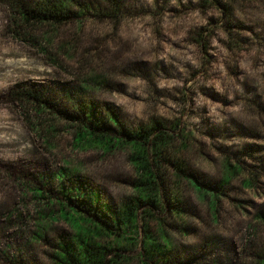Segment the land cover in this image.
Wrapping results in <instances>:
<instances>
[{"label": "rangeland", "instance_id": "obj_1", "mask_svg": "<svg viewBox=\"0 0 264 264\" xmlns=\"http://www.w3.org/2000/svg\"><path fill=\"white\" fill-rule=\"evenodd\" d=\"M122 2L116 18L91 12L63 27H34L31 38L14 33L12 13L0 2V264H50L58 235L73 231L62 219L41 230L45 201L22 180L44 175L53 184L49 177L67 169L117 202L134 194L127 149L78 142L63 118L51 120L15 102L10 92L20 86L52 91L50 100L62 91L81 92L114 107L134 129L152 119L164 122L176 136L171 160L218 195L214 209L210 198L181 182L183 219L169 210L156 213L175 249L169 264H258L264 247V0ZM60 108L68 109L65 101ZM228 170L232 177L221 185ZM143 225L140 219L138 246L120 253V264H142ZM150 227L159 228L157 222ZM40 231L46 239L36 236Z\"/></svg>", "mask_w": 264, "mask_h": 264}, {"label": "trees", "instance_id": "obj_2", "mask_svg": "<svg viewBox=\"0 0 264 264\" xmlns=\"http://www.w3.org/2000/svg\"><path fill=\"white\" fill-rule=\"evenodd\" d=\"M12 13V26L18 36L32 37L34 27H63L79 16L91 12L107 18H116L122 9V0H0ZM61 98L52 91L24 86L13 89L10 97L23 106H31L38 114L52 115L51 120L63 118L75 129L78 142H90L107 151L127 149L135 170L131 182L133 196L117 202L104 190L93 185L77 171L62 170L42 181L22 180L33 197L45 201V208L38 219L45 232L49 222L62 219L71 225L72 233L59 234L53 246L50 264H120L125 258L120 254L138 246L140 219L143 220L144 238L142 264H169L175 252L173 243L165 235L163 223L157 212L167 210L179 219L187 213V201L180 194V183L186 182L204 198H210L214 209L218 195L205 189L199 178L177 161H172L173 142L176 136L165 123L152 119L136 129L123 123L119 112L108 104L100 106L93 100L84 99L79 92L62 91ZM65 93V94H64ZM59 100V101H58ZM68 109H61L64 103ZM42 114V115H43ZM59 117H56L55 115ZM51 122V121H50ZM50 125V132H56ZM175 177V183L168 177ZM231 170L221 180L229 183ZM45 179V180H44ZM179 187V188H178ZM259 218L264 220V212ZM157 222L158 231L152 232L150 223ZM37 233L41 240L44 232ZM119 252V254H117ZM112 255V257H110ZM258 264H264V247L257 254Z\"/></svg>", "mask_w": 264, "mask_h": 264}]
</instances>
